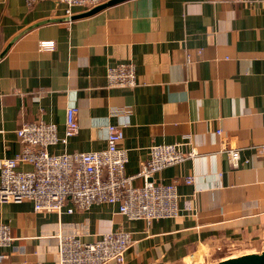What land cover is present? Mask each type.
<instances>
[{
	"label": "crops",
	"instance_id": "crops-1",
	"mask_svg": "<svg viewBox=\"0 0 264 264\" xmlns=\"http://www.w3.org/2000/svg\"><path fill=\"white\" fill-rule=\"evenodd\" d=\"M74 12L68 17L53 1L0 0V161L22 150L17 130L25 123H55L64 137L70 107L78 108V134L50 147L52 154L102 150L116 125L127 175L140 171L153 145L180 144L199 155L153 177L177 185L176 218L130 221L107 204L72 214L71 204L61 214L37 213L29 201L0 205V223L14 238L0 247L3 263L58 264L61 230L84 242L129 231L133 245L108 264H202L220 252L217 264L245 255L221 256L227 248L257 247L264 238V1L124 0L89 16ZM44 41L55 48L41 49ZM128 62L138 85L109 86L107 69ZM225 147L240 149L239 167Z\"/></svg>",
	"mask_w": 264,
	"mask_h": 264
},
{
	"label": "built area",
	"instance_id": "built-area-1",
	"mask_svg": "<svg viewBox=\"0 0 264 264\" xmlns=\"http://www.w3.org/2000/svg\"><path fill=\"white\" fill-rule=\"evenodd\" d=\"M40 1H53L64 7L68 17L74 9L84 11L102 5L104 0H27L32 6ZM264 1V0H263ZM40 48L53 50V41L40 43ZM109 86L133 89L138 85L136 66L132 62L120 63L107 69ZM124 127V126H123ZM78 108L67 109L64 137H59L58 126L48 122L25 123L17 130L22 150L13 158L0 161V205L29 201L37 213H58L66 209L87 211L93 205H117L119 213L128 220H143L147 223L161 219L176 218L179 194L177 185L156 183L153 177L164 169L198 156L192 149L183 152L180 144H157L150 147L149 159L143 162L135 175L126 174L128 150L121 146L123 129L109 125L107 146L99 151L63 152L52 154L49 148L58 144L67 145L69 138L78 134ZM218 135L222 131L218 130ZM264 155V145L259 148ZM230 164L239 167V148L225 147ZM27 164L31 170H21ZM143 179L142 186L134 181ZM194 183V177L185 179ZM58 264H108L122 258L134 241L132 234L122 228L103 234L91 242H84L78 232L61 230L56 234ZM14 241L10 228L0 223V247H8ZM0 256V264L4 261Z\"/></svg>",
	"mask_w": 264,
	"mask_h": 264
},
{
	"label": "water",
	"instance_id": "water-1",
	"mask_svg": "<svg viewBox=\"0 0 264 264\" xmlns=\"http://www.w3.org/2000/svg\"><path fill=\"white\" fill-rule=\"evenodd\" d=\"M124 0H110L108 2L103 3L102 5L88 11L85 14L80 16H76L75 18H80L83 16H89L96 12H99L102 9L107 8L108 6H112L116 3L122 2ZM217 264H264V251L261 253H252V254H245L239 257L229 258L223 261H220Z\"/></svg>",
	"mask_w": 264,
	"mask_h": 264
},
{
	"label": "rangeland",
	"instance_id": "rangeland-1",
	"mask_svg": "<svg viewBox=\"0 0 264 264\" xmlns=\"http://www.w3.org/2000/svg\"><path fill=\"white\" fill-rule=\"evenodd\" d=\"M263 245V248H264V238H262L258 244V246L256 247H247V246H244V245H241V246H235V247H230V248H227L225 253L221 254V256L225 257V256H236V255H241V254H252V253H257V252H260L261 251V247L259 245ZM257 251V252H256ZM210 260H204V262L202 264H211L216 258H220V252H217V253H214V254H211L210 255Z\"/></svg>",
	"mask_w": 264,
	"mask_h": 264
}]
</instances>
